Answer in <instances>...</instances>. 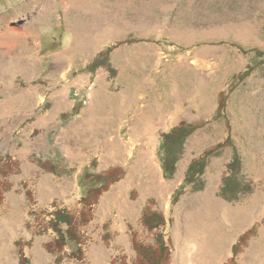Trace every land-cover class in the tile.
Instances as JSON below:
<instances>
[{"label": "rangeland", "instance_id": "1", "mask_svg": "<svg viewBox=\"0 0 264 264\" xmlns=\"http://www.w3.org/2000/svg\"><path fill=\"white\" fill-rule=\"evenodd\" d=\"M127 39L138 41L117 45ZM112 45L116 74L89 70ZM256 49L264 51V0H0V153L14 161L8 175L0 169V192L10 185L0 202V264H21L18 241L33 264H142L134 241L155 246L158 231L170 244L167 264L182 263L179 250L186 264H264V56ZM221 92L225 117H216ZM181 121L202 126L168 178L161 135ZM228 136L233 145L210 156L203 188L188 185L174 202L191 162ZM235 150L239 178L253 190L230 200L221 188ZM114 167L125 171L81 227L84 260L70 256L74 244L58 260L48 248L52 212L81 218L80 176ZM147 205L167 217L159 230L143 220Z\"/></svg>", "mask_w": 264, "mask_h": 264}, {"label": "trees", "instance_id": "2", "mask_svg": "<svg viewBox=\"0 0 264 264\" xmlns=\"http://www.w3.org/2000/svg\"><path fill=\"white\" fill-rule=\"evenodd\" d=\"M138 39H127L120 41L117 45L123 43L136 42ZM160 44L168 45L165 39L157 41ZM117 45L109 46L105 51L99 53V55L94 59L92 63L88 65V69L95 71L98 67L107 68L112 74H116V69L111 65L110 55ZM181 48V47H179ZM183 49V48H181ZM185 50V49H183ZM256 56L263 57L264 51L256 49ZM260 63H263L260 60ZM257 66L256 64H250L246 71L239 75L240 80L246 78ZM227 94L225 92L220 93V103L217 109L216 117H222L224 115V110L227 103ZM78 104L71 111V115H77L79 111ZM68 115V113H65ZM225 117V115H224ZM228 122V119H226ZM202 126L201 123H188L186 121H181L178 125L173 126L169 131H164L161 135L162 140L160 144V155L162 160V166L164 174L171 178L174 176L177 170V163L181 158L186 141L188 137L193 134L197 128ZM233 145V140L231 136H228L223 143H219L215 148L207 150L203 155L194 159L188 167L185 181L177 190L173 197V201H178L179 197L182 195L183 190L186 186L192 185L195 189H201L204 186V181L202 180V175L205 172L210 156L218 153L224 147ZM241 158L239 157L236 150L234 151V156L228 164V174L224 177V184L221 188V193L227 199H237L241 194L251 192L253 187L249 183L243 184L239 178L241 172ZM14 161L11 157H3L0 153V169L1 173L8 175V171L13 169ZM47 170L58 172L57 166L50 161L45 160L42 164ZM125 169L123 167H114L109 169L105 173H90L87 169L80 176V185L84 190V195L82 197L83 210L82 217L80 218L74 212L69 211L66 208H57L52 212V217L48 221L50 227L57 233L55 239L48 243V248L55 254H58L57 258L60 260L59 253L63 252L67 245L74 244V248L70 253L72 258L78 260H84L85 252L83 248L84 238L81 233V227L87 224L93 217L94 205L98 202L100 196L110 188L112 184L117 182ZM5 175V176H6ZM10 189V185H4L2 192H0V202L3 200V193L5 190ZM27 195H32L30 190L27 191ZM85 213V215H84ZM143 220L151 231L159 230L161 227L167 224V217L163 212L152 209L151 205L145 206L143 212ZM158 244L143 245L139 241H134L135 247L139 252L140 261L142 264H167L170 260L171 248L165 240L164 232L158 231ZM254 233V228L246 231L239 239V241L234 246L235 256L240 251L241 245L245 243L249 236ZM20 246L21 264H33L29 256H27L24 250V245L22 242H17ZM124 261V260H122Z\"/></svg>", "mask_w": 264, "mask_h": 264}, {"label": "bare ground", "instance_id": "3", "mask_svg": "<svg viewBox=\"0 0 264 264\" xmlns=\"http://www.w3.org/2000/svg\"><path fill=\"white\" fill-rule=\"evenodd\" d=\"M115 193V192H114ZM114 193H112V194H114ZM113 196H116V194H114ZM128 207L131 209V210H133V206L132 205H128ZM194 247V246H193ZM180 253V254H179ZM185 253L186 252H183V251H177V253H176V256H175V258H177V259H180L181 260V264H186V262H184V260H186V255H185ZM187 254L188 255H190L188 252H187ZM178 255H180V256H178ZM188 258V257H187ZM189 260H191V259H189ZM190 262V261H189ZM189 264H191V263H189Z\"/></svg>", "mask_w": 264, "mask_h": 264}]
</instances>
